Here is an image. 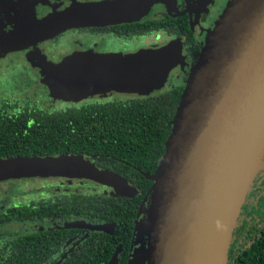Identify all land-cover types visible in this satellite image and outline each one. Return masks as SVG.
<instances>
[{"label":"water","instance_id":"95a60500","mask_svg":"<svg viewBox=\"0 0 264 264\" xmlns=\"http://www.w3.org/2000/svg\"><path fill=\"white\" fill-rule=\"evenodd\" d=\"M127 20L123 12H112L110 4H75L41 20L21 21L0 38V56L67 30ZM83 61L55 89V96L149 95L165 85L177 66L185 65L177 42ZM76 159L83 157L0 159V182L100 177L94 166L82 167ZM262 166L264 0H230L191 68L158 169L152 176L143 173L154 182L147 264H228L243 205ZM67 227L106 230L82 222ZM117 259L116 254L109 264Z\"/></svg>","mask_w":264,"mask_h":264},{"label":"trees","instance_id":"16d2710c","mask_svg":"<svg viewBox=\"0 0 264 264\" xmlns=\"http://www.w3.org/2000/svg\"><path fill=\"white\" fill-rule=\"evenodd\" d=\"M184 87L185 83H175L170 90L150 97L60 110L48 102L35 106L33 97L24 104L2 99L0 159L95 156L106 172L125 173V181L138 192L119 197L58 194L19 206L0 196V264H57L73 233L14 228L24 223L82 220L118 226L112 235L91 233L61 264H107L120 246L128 254L138 209L150 197L154 185L133 166L148 175L155 174ZM60 235L63 239H58ZM126 254L119 264H127ZM228 264H264V175L256 176L248 192Z\"/></svg>","mask_w":264,"mask_h":264},{"label":"flooded vegetation","instance_id":"af4514ba","mask_svg":"<svg viewBox=\"0 0 264 264\" xmlns=\"http://www.w3.org/2000/svg\"><path fill=\"white\" fill-rule=\"evenodd\" d=\"M229 1L230 0H0V38L16 30L21 21L23 22L27 19L41 20L48 16L64 12L75 4H110L112 12H123L130 18L129 21L127 20L125 22H112L102 26L67 30L50 40L43 41L22 51L1 55L0 83L1 81L3 82V78L1 77L3 69H15V71L19 70L20 72L15 74L12 78V82H14L15 86L8 89H2L0 87V102L2 99H13L14 101L18 100L21 104H24V101L28 97H33L36 99L35 106L43 102H48L50 105L60 110L65 107H81L82 105L90 103H107L117 100H127L128 98H144L158 95L167 91V89L164 90V88L168 82L171 81V77L173 76V82L179 84L185 83L186 86L191 68L197 62L200 52L206 43L208 34L214 29L216 22L224 12ZM174 42H177L182 52L185 65L184 67L180 65L177 66L170 73L165 85L160 90L149 95L114 92L106 96L98 95L66 100L59 96H55L44 82V80L54 84L66 82L68 80V74L66 72L69 71L73 73L74 67L84 62L83 60L89 56L131 54L141 50L158 49ZM72 52H74L73 54H75V57L79 58L78 63H74L66 72H60L59 77L53 76L52 72H50L51 68L58 67L59 64L62 63L61 61L64 60L67 64L74 61V59L72 60L69 56ZM62 57H65L64 60H60ZM29 87H32L34 90L29 91ZM79 157H83V159H76L78 165L82 167L94 166L93 169H95L98 174L102 173L106 176L117 178L122 183L131 186L134 189V193L131 195L118 194L115 193L113 187H108L86 178H66L58 176L42 179L41 177H36L35 179H39L41 184H47L46 188L42 189L46 194H42V197L25 203L28 204L32 201L40 200L46 201L52 199L55 195L67 193L98 194L99 196L115 197L134 196L137 194V188L125 181V179H127L125 173L119 174L116 172V174H113L115 172H106L102 169V166L96 163L94 159L95 156L84 155ZM133 168L139 171L141 175L145 173V171L138 167L133 166ZM65 179L69 181L77 180L75 181V187H81L82 192H73L67 188H60L59 186L66 187L68 185L69 181ZM93 179H104V177L98 176V178ZM150 197L145 199L138 209L130 241L129 253L126 254L120 246L111 258L112 260L117 254V264H119L120 259L125 254L127 255V264H147L145 260L147 254L146 231ZM20 204L22 203L14 202L13 206H19ZM77 222L86 223L91 226H106V230L99 231L67 227ZM19 227L27 230L37 229L52 231L57 229L73 231L72 235L68 237L69 240L65 243V251L59 261H61L65 255L67 256L62 262L69 257L81 242L88 239L91 233L104 232L112 235L118 228L114 223L93 225L92 223L82 220L62 221L60 223H24L19 226H14V228ZM58 239H63L62 235H60ZM111 260L107 264H109Z\"/></svg>","mask_w":264,"mask_h":264},{"label":"rangeland","instance_id":"374dc122","mask_svg":"<svg viewBox=\"0 0 264 264\" xmlns=\"http://www.w3.org/2000/svg\"><path fill=\"white\" fill-rule=\"evenodd\" d=\"M73 53L74 52L69 54L70 58H72V60L74 59V61H72L70 64H67L64 60L65 57H62L60 60H64V61H61L62 63L59 64L58 67L51 68L50 72H52L53 76L59 77L60 72H66L70 66H72L74 63H78L79 58L75 57V54ZM34 59H38V58H34ZM19 72H20L19 70L15 71V69H10V70L3 69L2 74H1V77L3 78V82L1 81L0 87L2 89H8L10 87L15 86L14 82H12V78L14 77L15 74H18ZM66 73L69 74V71ZM173 79H174V76L171 77V81L168 82L164 90L166 89L168 90L173 87V85L176 83L172 81ZM44 82L51 89L53 94H54L55 89L60 85V84H54V83H51L50 81H45V80ZM33 90L34 89L32 87H29V91H33ZM263 169H264V166L260 168V172H258L257 175L259 174L264 175ZM100 176L104 177V179H98V180L93 179V178H86V179H90L99 184H104L108 187H113L115 189V193H118V194L131 195L134 193V189L131 186L122 183L117 178L109 177L102 173H100ZM42 179H47V178H42ZM55 180H59V179H55ZM65 180L69 181L67 179ZM75 181L77 180L69 181L66 187H62V186H59V187L67 188L73 192H76V191L82 192L81 187H75V184H76ZM11 182H14V183H11ZM46 186L47 184H41V181L35 178L22 179V180H16V181L14 180L4 181V182H0V196H7L10 200H12V203L14 202L25 203V202H29L30 200L42 197L43 196L42 194H46V192L42 190L43 188H46Z\"/></svg>","mask_w":264,"mask_h":264}]
</instances>
